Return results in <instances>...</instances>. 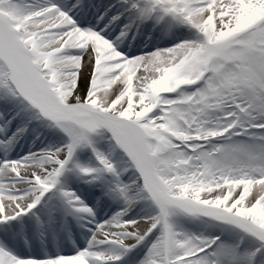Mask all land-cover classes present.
<instances>
[{
    "label": "snow or ice",
    "instance_id": "obj_1",
    "mask_svg": "<svg viewBox=\"0 0 264 264\" xmlns=\"http://www.w3.org/2000/svg\"><path fill=\"white\" fill-rule=\"evenodd\" d=\"M0 264H264V0H0Z\"/></svg>",
    "mask_w": 264,
    "mask_h": 264
}]
</instances>
